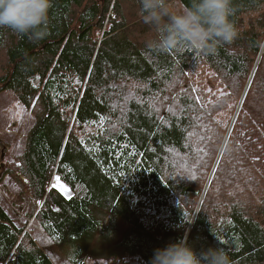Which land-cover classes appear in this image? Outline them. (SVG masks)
<instances>
[{
    "label": "trees",
    "instance_id": "trees-1",
    "mask_svg": "<svg viewBox=\"0 0 264 264\" xmlns=\"http://www.w3.org/2000/svg\"><path fill=\"white\" fill-rule=\"evenodd\" d=\"M232 2L211 51L153 46L139 0H51L42 40L0 27V94L33 118L0 176V264H52L30 220L70 264H148L185 236L264 264V0Z\"/></svg>",
    "mask_w": 264,
    "mask_h": 264
},
{
    "label": "clouds",
    "instance_id": "clouds-1",
    "mask_svg": "<svg viewBox=\"0 0 264 264\" xmlns=\"http://www.w3.org/2000/svg\"><path fill=\"white\" fill-rule=\"evenodd\" d=\"M146 23L157 29L153 46L169 50L185 46L195 51H211L215 46L230 44L237 36L231 17L232 0H190L176 13L169 11L167 0H139ZM51 0H0V27L20 36L42 40L47 36L46 24ZM166 18V19H165ZM92 260L91 258H85ZM108 264L103 258L94 261ZM148 264H232L223 248L209 247L197 254L187 237L157 248Z\"/></svg>",
    "mask_w": 264,
    "mask_h": 264
},
{
    "label": "rangeland",
    "instance_id": "rangeland-1",
    "mask_svg": "<svg viewBox=\"0 0 264 264\" xmlns=\"http://www.w3.org/2000/svg\"><path fill=\"white\" fill-rule=\"evenodd\" d=\"M180 4L174 3L171 7L172 12L176 13L180 10ZM33 118L27 113L26 109L15 100V97L10 92L0 94V139L4 140L5 136L9 137L12 141L7 152L3 153L1 158L0 152V176L6 167V162L12 159L14 154H17L20 149V142L25 136L27 130L31 127ZM54 185H57L55 180ZM59 185L63 188L57 187L64 196L69 197V189L59 181ZM13 188L12 186H10ZM9 188V186H7ZM66 190V191H65ZM3 196L4 203L8 205V199L10 195L6 193L5 188L0 187V198ZM3 201V200H2ZM27 233L33 238L40 249L47 255L52 264H70L63 254L62 250L53 243L50 237L43 231L41 226L35 220H30L26 226ZM97 261V260H94ZM94 261H88L87 264H94ZM132 264H137L136 261H132ZM98 264H103V261H99ZM108 264H110L108 262Z\"/></svg>",
    "mask_w": 264,
    "mask_h": 264
},
{
    "label": "snow or ice",
    "instance_id": "snow-or-ice-1",
    "mask_svg": "<svg viewBox=\"0 0 264 264\" xmlns=\"http://www.w3.org/2000/svg\"><path fill=\"white\" fill-rule=\"evenodd\" d=\"M56 180H57V185H56V186H57V187H60V188H63L62 185H59V177H57ZM65 191H66V190H65Z\"/></svg>",
    "mask_w": 264,
    "mask_h": 264
}]
</instances>
